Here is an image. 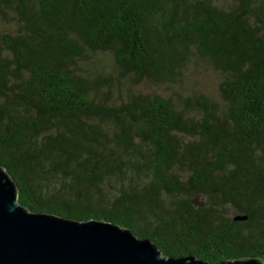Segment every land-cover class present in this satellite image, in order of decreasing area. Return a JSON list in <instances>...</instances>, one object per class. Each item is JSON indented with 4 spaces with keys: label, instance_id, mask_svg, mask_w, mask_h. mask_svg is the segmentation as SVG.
Segmentation results:
<instances>
[{
    "label": "trees",
    "instance_id": "obj_1",
    "mask_svg": "<svg viewBox=\"0 0 264 264\" xmlns=\"http://www.w3.org/2000/svg\"><path fill=\"white\" fill-rule=\"evenodd\" d=\"M198 65L219 100L157 91ZM0 166L32 213L264 262V0H0Z\"/></svg>",
    "mask_w": 264,
    "mask_h": 264
},
{
    "label": "water",
    "instance_id": "obj_2",
    "mask_svg": "<svg viewBox=\"0 0 264 264\" xmlns=\"http://www.w3.org/2000/svg\"><path fill=\"white\" fill-rule=\"evenodd\" d=\"M236 217L235 220H244ZM0 264H264L256 257L209 263L188 255L166 257L149 239L104 220L76 221L32 213L0 166Z\"/></svg>",
    "mask_w": 264,
    "mask_h": 264
},
{
    "label": "rangeland",
    "instance_id": "obj_3",
    "mask_svg": "<svg viewBox=\"0 0 264 264\" xmlns=\"http://www.w3.org/2000/svg\"><path fill=\"white\" fill-rule=\"evenodd\" d=\"M219 83V77L211 69L204 65H198L196 67H190L189 71L183 78V83L180 86L174 87L167 86L157 89L167 97H173L176 93H180L182 96L192 95L194 93H202L208 95L214 99L219 100L217 93V86Z\"/></svg>",
    "mask_w": 264,
    "mask_h": 264
}]
</instances>
